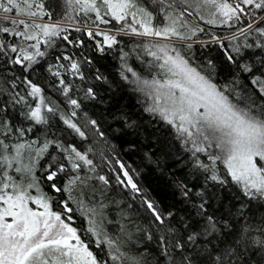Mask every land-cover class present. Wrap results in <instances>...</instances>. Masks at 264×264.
I'll return each mask as SVG.
<instances>
[{
  "label": "snow or ice",
  "instance_id": "snow-or-ice-1",
  "mask_svg": "<svg viewBox=\"0 0 264 264\" xmlns=\"http://www.w3.org/2000/svg\"><path fill=\"white\" fill-rule=\"evenodd\" d=\"M66 6L71 11L53 20L60 0H0V264H264V0H66ZM74 14L94 16L95 27H65ZM72 31L87 40L70 39ZM201 33L209 39L199 40ZM134 37L148 39H129L135 46L124 51L125 38ZM173 39L215 46L227 83L214 82L212 60L204 74ZM90 46L102 55L118 51L121 79L168 127L188 170L173 181L179 199L172 206L161 210L145 198L146 223L120 224L113 235L101 198L111 179L97 173L89 158L95 153L83 143L104 137L83 108L102 102L101 88H111L98 69L89 82L96 59L85 54ZM133 53L151 79L129 65ZM114 119L138 128L127 114ZM53 128L70 130L73 139ZM117 163V184L140 193L133 174ZM222 192L236 203L218 216L210 209ZM70 201L88 218L86 238L73 226ZM90 243L105 256L98 259Z\"/></svg>",
  "mask_w": 264,
  "mask_h": 264
},
{
  "label": "trees",
  "instance_id": "trees-1",
  "mask_svg": "<svg viewBox=\"0 0 264 264\" xmlns=\"http://www.w3.org/2000/svg\"><path fill=\"white\" fill-rule=\"evenodd\" d=\"M61 7L53 12V20H58L61 14H66L71 11L66 6V0H60ZM207 18V12L203 13ZM76 19L72 22L65 21L64 26L68 28L82 27L84 24L92 25L89 17L82 14H74ZM85 17L86 20L83 18ZM47 19V18H45ZM201 26L203 22H201ZM95 27V26H94ZM104 27V26H101ZM211 31L216 34L226 33L229 30L224 28H217L208 26ZM76 37L78 39L87 38L83 33L71 32L70 39ZM18 39V38H16ZM129 39L139 41L146 40L145 38L134 37L125 38L121 47L124 51H129L135 45L129 43ZM199 40L209 39L204 33L199 34ZM59 43V40L57 41ZM192 43V41H172L170 44L181 51L193 66L198 67L204 74L211 71L208 68V61L212 60L216 65L215 72L213 73L214 82L219 85H224L228 81V72L222 66L221 61L223 57L219 51L212 47L202 48L199 43H192L190 51L186 50L184 45ZM41 50H45V46L41 45ZM69 51H80L76 49H68ZM111 54L96 53L94 49L89 47L86 55H95L96 59L93 64L89 66V82L91 76H94L96 70L103 73L111 82V88L107 89V85L100 90V96L103 98L102 102H86L83 112L91 119L97 120L100 125V131L104 132L103 138L89 136L88 142H83L86 146L93 149L89 154V158L94 160L97 165V173L105 175L111 179V185L107 187L102 200L107 207L103 210L106 219L112 221L105 225L109 235L115 234L120 224L126 225L128 228L132 227L130 221L136 224H145L147 213L142 205V200L147 198L153 200L159 205V208L165 209L172 206L179 196L177 188L174 186L173 181L176 179L183 180L187 175V167L184 165V156L181 152V147L178 141L173 139V134L169 131L168 127L154 119L147 111H145V104L142 102V97L139 93L131 91L130 86L124 82L120 77L119 53L116 50H110ZM15 55V54H10ZM143 60H151V57H142ZM128 63L142 76H147L151 79V75L145 71V65L140 60L135 58V53L130 54ZM154 74V73H153ZM79 84L80 82L77 81ZM50 98L57 101L55 94H50ZM76 98V97H74ZM62 99V98H61ZM59 103V101H57ZM62 108L63 104L60 105ZM66 112L70 109L65 108ZM127 114L130 118L138 124V128L129 130L122 127L121 123L114 116ZM78 120H82V116L78 113ZM57 128L65 127L59 121L56 122ZM53 132L64 140H72L73 134L68 130L62 134L53 128ZM31 139V134L28 135ZM76 142L81 143L79 138L76 137ZM130 143H134L135 147H129ZM47 159V157H45ZM45 159L40 160L37 166V175H41ZM123 163L133 174L134 181L141 189L140 193H132L130 189L123 188L118 185L114 177L120 173L119 165L117 162ZM42 178V177H41ZM45 191L47 188L45 187ZM50 195H52L50 193ZM60 194L52 195L54 201L59 200ZM236 203L228 192H222L220 198L216 200L210 211H215L218 216H224L231 208V204ZM69 206L73 208L72 215L74 216L73 226L77 227L82 233V238H86L87 234L84 229L88 227V218L81 214L78 205L74 201L69 202ZM54 211H60V207L53 205ZM126 213L127 218L121 219V214ZM257 220L259 217L256 218ZM235 223V221H233ZM254 223V227H259ZM259 235V233H256ZM90 249L100 259L105 256L104 252L89 244ZM106 258V257H105Z\"/></svg>",
  "mask_w": 264,
  "mask_h": 264
},
{
  "label": "rangeland",
  "instance_id": "rangeland-1",
  "mask_svg": "<svg viewBox=\"0 0 264 264\" xmlns=\"http://www.w3.org/2000/svg\"><path fill=\"white\" fill-rule=\"evenodd\" d=\"M85 20H86V18L85 17H83ZM92 19H94V16L92 17ZM92 19H90L91 21H92ZM82 27H84V29H86L87 27H93L94 28V26H92V25H89V24H84ZM145 39H148V38H145ZM172 41H179V40H175V39H173ZM171 41V42H172ZM170 43V42H169ZM33 194H35V192H33Z\"/></svg>",
  "mask_w": 264,
  "mask_h": 264
}]
</instances>
